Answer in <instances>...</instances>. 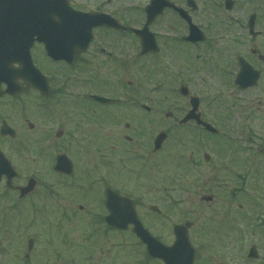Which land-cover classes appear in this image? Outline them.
<instances>
[{
    "label": "rangeland",
    "instance_id": "obj_1",
    "mask_svg": "<svg viewBox=\"0 0 264 264\" xmlns=\"http://www.w3.org/2000/svg\"><path fill=\"white\" fill-rule=\"evenodd\" d=\"M74 1L78 8L85 7L86 10L106 4V0ZM149 1L113 0L111 6L105 9L112 10L117 4H134L135 12L126 15L131 16L138 28L144 24V19L137 7H143ZM175 1L186 7V0ZM196 1L199 11L194 13V20L206 33L209 43L193 51L188 45L181 43L179 55L171 53L165 59L164 52H161L156 57L143 59L136 41L135 59L131 58L134 61L130 72L122 73L123 70L120 69V74H109L115 73L113 68V71L103 69L101 72L103 94L120 98L127 96L126 90L116 91L112 87L117 86L118 80L125 85L131 82L130 90L136 96L134 100L149 104L168 103L166 107L171 111V108L176 107L173 105L175 102L186 101L177 93L184 84L189 86L193 95L201 98L204 119L212 122L214 119L209 112V102L213 94L221 96L219 108H226L227 103L238 98V94L233 95L231 86L221 87L213 73H224L225 70L236 73L239 56L257 66L261 65L257 58L252 59L250 50L255 47L264 55V0L261 7L258 6V0H246L239 3L230 14L224 9L225 0ZM256 12L261 15L257 29L262 32V36L252 43L244 20ZM230 17L237 19L236 24L229 23ZM172 21L174 19L169 15L151 27V31L159 36L160 43L161 38L170 36L169 25ZM220 22L222 25L218 24ZM180 27L179 33L187 35L185 25ZM233 38L241 39L242 44L233 42ZM211 43L213 47L208 50ZM39 50L40 48H35L34 51L37 62L49 72V60ZM257 88L243 95L250 109L245 111L242 118L235 117L231 122L230 129H227L229 139L187 128L174 129L162 154L164 160L161 169L151 167L148 180L150 185L146 190L148 198L140 207V218L145 227L165 245L173 244V229L176 225L193 223L190 238L196 250L195 264H264V79ZM161 111L159 106L157 113ZM133 117L139 119L136 111ZM155 118L153 130H165L164 115H156ZM39 123L46 126L42 120ZM121 128L123 130L124 126L120 124L119 130ZM217 128L220 129L218 125ZM39 130L42 131L41 127ZM111 144L112 142L108 143L106 147L109 155H112L108 151ZM28 146L29 148H24V154L17 152L15 156L17 167L23 173L17 184H22L35 171L39 173L42 183L38 192L20 203V208L16 211L13 208L18 203L19 196L14 192L10 193L5 184L0 186V264H110V257L116 251L119 259L115 264H159L146 259L140 241L130 232L103 236L99 233L92 237L93 233L89 230V235L85 233L90 223L84 221L82 215L71 218L66 216L64 210H67L70 202L82 204L86 208L84 194L95 199L97 191H84V188L78 193H68L58 183L56 196L51 197L48 195V186L52 181L48 172L50 162L42 160L34 163L33 150ZM114 151L117 153L118 149ZM206 154L211 157L209 162L204 159ZM236 157L240 158L243 166L254 164L251 172L247 169L242 171L246 178V184L242 183V186L246 187L250 196L255 197V201L242 199L243 216L228 218L224 203L228 187L234 188L237 185L231 164ZM193 161L200 165L192 167ZM218 164L224 168L216 170ZM117 174L122 185L127 184L128 188L137 186L138 179L130 173L118 171ZM140 183L144 184V181ZM206 196H214L215 199L211 204L203 202L202 198ZM153 205L161 209V217L150 211V206ZM30 239H34V247L28 253ZM113 246L118 249L112 250ZM251 246L257 247L259 260L248 259ZM102 251L105 253L102 254ZM108 251L112 253L109 254ZM92 253L94 259L89 260ZM28 254L29 258L26 259Z\"/></svg>",
    "mask_w": 264,
    "mask_h": 264
},
{
    "label": "flooded vegetation",
    "instance_id": "obj_2",
    "mask_svg": "<svg viewBox=\"0 0 264 264\" xmlns=\"http://www.w3.org/2000/svg\"><path fill=\"white\" fill-rule=\"evenodd\" d=\"M105 3L97 8V11L109 13L116 18L121 24L127 27V30H115L112 28H100L95 30V38L91 43L87 52L79 54L75 64L70 65L66 61L49 60V69L47 75L50 84V92L43 96L36 88H30L23 80L19 82L21 93L17 95H1L7 89L6 85L0 87V149L5 156L11 161L16 169L18 176L13 181L12 186L8 189L10 193L19 194V188L27 185L31 178H38V187L41 184L39 173L35 171L33 176H29L22 184H17L23 173L17 167L15 162L17 152L24 154V148L31 146L33 150V162L39 163L42 160H49L50 165L48 172L52 181L49 185V193L55 197L56 188L62 185L64 190L72 193H78L85 188L84 191L96 190L97 197L86 198V208L82 204L75 205L70 202L64 214L69 216L82 215L84 221L90 224L88 230L95 233L117 234L116 230L106 223L109 215L106 206V193L112 189L124 197L130 198L135 202L137 207L141 206L145 199L148 198L146 192L147 186L150 185L149 177L151 167L161 169L164 156H162L166 143L160 150H155L154 142L161 131H154L153 124L155 116L164 115L163 121L166 125L165 132L172 136L176 126L188 128L190 131L194 129H202L197 122L192 120L186 124H181L183 119L191 110V104L188 98L185 102L174 103L176 107L168 109V103H144L136 101L135 92L131 91L132 83L125 86L118 80L117 86L112 89L119 91L120 89L127 91L125 100L112 104H104L95 99V96H105L115 99L114 96L103 94L102 74L103 69L113 71L112 75L120 74L132 70L133 61L135 59V44L138 40L130 29L135 28L134 22L129 14L135 12V7L131 3L126 5L115 6L112 10L105 9L111 6L113 0H106ZM176 4L180 5L177 1ZM262 6V1H259ZM171 15L174 19L169 25L170 36L161 38L160 52H164L167 59L171 53L179 55V47L184 43L185 36L179 33L180 25H186L180 15L173 9L166 10L165 17ZM193 15V14H192ZM194 16V15H193ZM231 18V17H230ZM232 19V18H231ZM237 19L232 22L236 24ZM248 22V21H247ZM103 35V36H100ZM190 45L191 51L203 44H187ZM41 47V46H38ZM43 47V46H42ZM210 50V48H207ZM256 51V52H255ZM252 59L258 58L261 65L257 66L262 70L260 82L264 79V61L261 60L259 50L257 48L251 50ZM146 57H152L147 55ZM132 58V59H131ZM113 68V70H112ZM221 87L231 86L233 95H239L232 102L227 103L226 108H219L221 96L215 94L209 102V112L214 121H208L215 127H220V136L229 139L228 128L231 122L236 118H242L248 108V103L244 100V96L249 91L255 89L243 90L235 84L237 73H213ZM217 93V91L215 92ZM219 102V103H218ZM161 106L162 111L157 113ZM137 112L139 119L133 117ZM204 119V112L201 111ZM154 116V117H152ZM128 117L129 119H126ZM40 120L44 121L46 126L40 125ZM159 120V119H158ZM161 120V119H160ZM205 120V119H204ZM207 121V120H206ZM123 122H125L123 124ZM220 124H217V123ZM120 124L124 126L123 130H119ZM3 125L9 126L15 132L14 136H3L1 128ZM41 127V132L39 128ZM222 128V129H221ZM112 142L109 155L106 151L108 143ZM118 145V146H116ZM120 148V151H119ZM118 152L115 153L114 150ZM64 155L62 163L63 172L57 171L56 166L59 156ZM112 159V163H111ZM234 171V182L237 184L234 188L228 187L226 190L225 215L230 217H242L244 205L242 199H247L248 191L246 187V178L242 175V171L248 168L243 166L240 158L236 157L232 161ZM222 165L218 164L215 169L221 170ZM118 171L131 174L138 179L136 187L128 188L127 184L122 185L118 180ZM6 178H3L0 185L5 184ZM144 181V184L140 182ZM158 192V191H157ZM82 194V193H81ZM79 194V195H81ZM78 195V194H77ZM83 195V196H84ZM82 199V198H81ZM239 200V201H238ZM248 200V199H247ZM19 208V204L15 205V210ZM241 242V241H240ZM118 249L113 246L112 250ZM105 252L102 251V254ZM107 253L111 254V251ZM117 251L110 257V264L117 263L119 257Z\"/></svg>",
    "mask_w": 264,
    "mask_h": 264
},
{
    "label": "water",
    "instance_id": "obj_3",
    "mask_svg": "<svg viewBox=\"0 0 264 264\" xmlns=\"http://www.w3.org/2000/svg\"><path fill=\"white\" fill-rule=\"evenodd\" d=\"M189 5L196 8L192 0H189ZM225 5L227 10H232L235 2L227 0ZM166 7L176 8L173 4L167 2V0H154L147 8L148 21L145 27L143 30L135 31L142 38L143 54L158 50L155 37L149 31V26L163 13ZM176 10L190 24L191 34L188 40L192 42L203 41L205 39L203 32L193 25L189 15L182 9L176 8ZM109 18L102 14L75 11L70 7L68 0H0V84L3 82L8 84L9 88L5 93H17L15 85L20 78H33L36 79L35 85L43 86L42 92L47 94L48 82L33 64L31 49L34 44L36 42L44 43L49 56H57L59 52H64V50L69 48H73V55H76L88 48L92 40L94 28L110 24ZM255 21L256 17L253 16L250 21V31L254 37H257L258 33L254 32ZM111 26L123 28L116 22L111 23ZM15 64H19L21 68H15ZM239 65L240 74L238 76V83L243 88L257 86L260 72L254 70L244 59H240ZM38 78L41 79L40 83H38ZM181 94L188 96V88L182 87ZM100 100L103 102H114L103 98H100ZM191 103L193 110L184 122L196 118L199 124L204 125L207 130L217 132L215 128L201 120L200 114L195 115L199 109L200 100L192 97ZM8 132L5 131L3 134H10ZM165 138V135H161L157 139V147L162 144ZM207 158L209 157L207 156ZM3 175L8 176L10 184L16 173L10 162L0 152V180ZM35 186L36 181L31 180L27 187L21 189V197H25L33 192ZM205 200L211 201L212 197H206ZM118 204L121 205V208L122 206L126 208L125 210L120 209V214H127L129 218L113 219V216H111L108 218V222L121 229H126L130 224L134 225L135 234L147 246L151 257L162 260L164 264L195 263V250L189 239L191 223L175 227L176 241L173 246L168 247L154 238L143 227L130 201L120 198L117 194L110 191L108 194V206L110 210L113 212ZM32 246L33 243L31 242ZM249 257L258 258L255 247L251 249Z\"/></svg>",
    "mask_w": 264,
    "mask_h": 264
}]
</instances>
